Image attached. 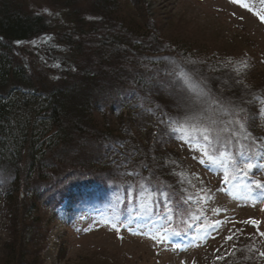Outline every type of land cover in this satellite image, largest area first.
<instances>
[{
  "label": "trees",
  "instance_id": "16d2710c",
  "mask_svg": "<svg viewBox=\"0 0 264 264\" xmlns=\"http://www.w3.org/2000/svg\"><path fill=\"white\" fill-rule=\"evenodd\" d=\"M51 2L62 10H71L65 14L70 22L64 32L56 34L57 39L52 33L55 28L43 16L22 13L8 0H0V213L16 225L14 208L23 183L28 203L33 201L23 213L26 219L35 212V203L55 214L65 202L78 203L86 198L104 207L129 208L117 219L138 220V224L163 222L156 214L160 211L157 208L138 213V205L148 204H143L147 194L140 196L144 193L140 184L153 191L158 186H171L166 190L183 196L192 194L194 185L184 160L168 148L173 144L190 146L181 139V133H172L168 126L170 120L184 119L187 105L183 102L185 111L176 113L179 109L172 102L176 104V97L185 93L169 73L182 69L194 81H203L207 93L203 107L211 105L207 114L217 118L220 127L231 128L227 121L233 117L213 104V99L236 100L242 95L235 90L244 85H213L215 79L230 76L232 66L196 59L190 49L164 42L153 33H139L140 29L117 16L118 0H96L90 23L72 11L73 0ZM84 26L88 27L82 30ZM37 40L44 50L49 45L44 59L57 63L58 68L47 70L40 78L42 82L34 85L30 75L35 65L32 62L25 66L15 46ZM49 72L53 80H48ZM45 78L50 83H43ZM243 106L251 115H257L261 107L255 102ZM125 110L131 114L123 132L95 124L96 115L107 112L119 121ZM246 127L251 142L255 140L260 148V134L253 137L256 134L251 132L258 130L257 121L249 120ZM140 132H144L145 142L138 138ZM72 147V153L87 154L91 161L79 165V170L68 171L61 180L48 182V169L57 162L56 156L48 157L49 152L56 150L52 154L60 155ZM156 195L159 193L154 192ZM23 196L21 192V200ZM28 236L21 235L20 248H25ZM223 253L213 257L211 264L224 262ZM243 256L231 264H257L254 253L247 261ZM17 264L33 262H26L22 255Z\"/></svg>",
  "mask_w": 264,
  "mask_h": 264
},
{
  "label": "rangeland",
  "instance_id": "374dc122",
  "mask_svg": "<svg viewBox=\"0 0 264 264\" xmlns=\"http://www.w3.org/2000/svg\"><path fill=\"white\" fill-rule=\"evenodd\" d=\"M73 1L75 6L72 11L78 12V16L86 23L93 21L89 15H94L92 12L93 7H96V0ZM8 3L22 13L43 16L55 28L52 29V33L56 39L58 37L56 34L64 32L70 22L65 18V14L71 10H62L51 0H8ZM118 4L117 16L127 20L125 22L127 25L140 29L139 33H153L164 39V42L190 49L196 59H212L232 66V69L234 66L240 67L241 63L246 61L248 67L240 77L232 71L224 80L215 79L213 85H247V88L243 86L235 90L242 96H237L234 101H240L248 92H258L259 97L260 95L264 97V21L261 20V17H264V0H240L239 3H233L232 0H118ZM147 25L155 31L147 29ZM15 47L25 66L32 62L35 65L30 75L32 84L42 82L40 78L47 70H57V63L50 64L45 61L43 54L49 45H45L44 50L40 40ZM50 73L48 80H53V73ZM238 79H243L244 84H236L235 81ZM48 80L45 78L43 83H50ZM225 80L228 81L227 84L223 83ZM198 82L205 85L203 81ZM184 95L176 97L178 103L176 104L179 107L175 101L172 102L179 109L176 113L185 111L184 106H181L183 102L187 104ZM129 114L131 113L127 110L122 111V119L117 121L115 116L106 112L104 116L94 117L95 124L99 128L101 126L104 129L108 125L111 131L123 132L128 124ZM256 121L258 130L251 132L256 134L252 135L253 137L260 134L258 139H261L262 146L257 148L251 142V137L248 140L240 138V143L247 146L245 150L248 154L254 156L252 161L254 165L264 164V156L257 155L264 152V122L262 118ZM139 134L138 138L145 142L147 138L144 137V132ZM239 146L233 139L231 150L235 152ZM168 148L174 150L176 155L184 160L186 169L189 170L187 175L191 176L194 184L191 195L194 198L198 193L202 195L200 190L205 188L210 189V194L214 196L212 201L202 205L203 215L199 221L173 216L170 226L183 230L186 234L171 235L163 241L159 238L150 239L149 237L157 230L163 235H168L163 233L161 227L164 222L138 224V220L126 221L125 217L117 219L116 217L126 214L129 208L104 207L102 203L95 204L97 200L86 201V198L78 203H75V200L68 202L69 204L65 202L58 214L50 213V210L35 203V212L26 219L23 213L33 201L28 203L25 185L21 183L17 193L18 205L14 208L16 225L9 222L4 213H0V264H17L22 255L26 262L33 264H211L210 260L223 252L222 258L226 259L220 264H231V261L239 258L241 254L247 257L246 261L250 260L251 253H254L257 264H264V257L259 254L264 252V236L259 235L255 227L238 223L250 218L255 219L260 222L259 232H264V201L259 198L244 199L237 189H229L233 196L217 192L218 188H229L223 183L221 169L209 170L205 165L199 164L200 153L193 146L173 144ZM73 149L72 147L68 150L71 153L61 151L60 155L52 154L56 150L49 152L48 157L56 156L57 162L48 169V182L61 180L68 171L79 170V165L91 161L87 154L72 153ZM252 171L257 179L264 181V169L258 170L254 166ZM34 181H30L29 186H32ZM21 192L24 194L22 200ZM145 195L146 193H143L140 196ZM252 195L255 196V192ZM189 205L191 210L195 211L197 205L193 201H190ZM145 206L148 211H156L154 208L160 210L159 196L156 195L155 207L149 204ZM145 206L138 205V213L145 211ZM213 208L222 211L217 216L212 213ZM181 219H188V223L192 225L191 229L181 223ZM225 219L229 222L218 231H211L208 237H204L203 232H196L197 227H206L207 222ZM240 229L243 231H239ZM27 234L30 235L28 236L30 240L24 244L25 248H20L22 242L20 237ZM229 235L233 237L231 240L226 239ZM193 236L197 238L193 240ZM245 249H248V255L244 253ZM238 251L241 253L238 254Z\"/></svg>",
  "mask_w": 264,
  "mask_h": 264
},
{
  "label": "snow or ice",
  "instance_id": "6c2138e0",
  "mask_svg": "<svg viewBox=\"0 0 264 264\" xmlns=\"http://www.w3.org/2000/svg\"><path fill=\"white\" fill-rule=\"evenodd\" d=\"M232 2L239 3L240 0H232ZM261 20L264 21V17H261ZM229 63H231V61H229ZM247 67L248 65L245 61L241 63L240 67L234 66L232 71L235 72L237 77H240ZM169 75L178 82L177 86L186 94L185 99L187 101L184 119L170 120L168 126L171 132L181 133V139H183L186 144L193 146L195 150L200 153L198 159L199 164L205 165L209 170L213 168L222 170L223 183L224 185H228L229 188L221 187L216 190L217 192H225L229 196H233V193L229 189H237L244 199L252 198L255 200L259 198L261 201H264V181L257 179L256 174L252 171L254 166L258 170L264 169V164L254 165L252 162L254 156L249 155L245 150L247 146L240 143L241 137L244 140H248L251 137V133L247 131V122L249 120L255 121L257 118L264 119V97H259L254 93L248 92L245 93V96L251 98L245 99L242 97L240 101L214 98L212 103L219 105L225 113H231L233 117L231 120L227 121V124L233 127H220L217 118L207 114L211 105H209V108L203 107V105L207 103L205 99L207 93L201 82L194 81L192 77L182 69L173 70ZM223 83L227 84L228 81L225 80ZM235 83L244 84V81L243 79H238ZM244 87L247 88V85H244ZM254 102L261 105L257 110V115L249 114L247 108L243 106L244 104H252ZM225 105H228V107H225ZM225 133H230V136L225 135ZM233 139L240 145L235 152H233L230 147L233 143ZM252 143L255 144V140H253ZM257 155L264 156V152L258 153ZM193 158L197 159L196 157ZM129 174L133 175L135 173ZM139 187L142 192L147 194V203L153 207L156 206L154 192L159 193L160 211L156 214L164 222V224L161 225L163 233H167L168 235H163L160 230H157L156 233L149 237L154 240L159 238L163 241L171 235L181 236L186 234L183 230L173 229L170 226L173 216L178 218L187 217L188 219L199 221L203 215L202 205L214 199V196L210 194L211 190L205 188H201L200 190L202 195L198 193L194 198L191 194L183 196L177 193L174 195L172 192L166 190L171 186H158L154 191L144 184H140ZM254 192L255 196L252 195ZM189 201H193L197 205L195 211H192L188 206ZM148 210L149 209L145 206V211ZM211 211L214 215L218 216L222 209L213 208ZM128 219L131 220V217L129 216ZM188 219H181V223H184L187 228L191 229L192 225L188 223ZM228 222L227 219L207 222L206 227H197L196 232H203V236L208 237L211 231H218ZM238 223L251 225L256 228L259 235L264 236V232H259L260 222L255 219L250 218L248 220L239 221ZM116 230L119 231L118 228ZM239 231L242 232L243 229ZM196 238V236L192 237L193 240ZM212 238L214 239L215 237ZM232 238L233 237L229 235L226 239L231 240ZM217 251H219V249H217ZM259 254L264 257V252H260ZM245 258L247 259V257Z\"/></svg>",
  "mask_w": 264,
  "mask_h": 264
}]
</instances>
